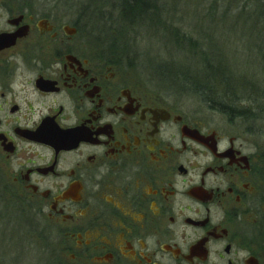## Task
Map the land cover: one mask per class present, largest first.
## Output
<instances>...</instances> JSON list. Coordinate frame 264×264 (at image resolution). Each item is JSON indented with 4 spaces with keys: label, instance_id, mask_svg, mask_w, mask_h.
I'll use <instances>...</instances> for the list:
<instances>
[{
    "label": "flooded vegetation",
    "instance_id": "1",
    "mask_svg": "<svg viewBox=\"0 0 264 264\" xmlns=\"http://www.w3.org/2000/svg\"><path fill=\"white\" fill-rule=\"evenodd\" d=\"M60 11L0 0V226L26 215L55 264H264L262 145L97 55Z\"/></svg>",
    "mask_w": 264,
    "mask_h": 264
},
{
    "label": "rangeland",
    "instance_id": "2",
    "mask_svg": "<svg viewBox=\"0 0 264 264\" xmlns=\"http://www.w3.org/2000/svg\"><path fill=\"white\" fill-rule=\"evenodd\" d=\"M149 1L151 3L156 1L158 5L161 4L162 11L169 15V18H179L178 21H172V18L170 20L174 26H178L183 35L185 33L197 42V49L192 48L189 43L181 44V39L178 40L176 37L174 39L169 34L168 27L163 31L158 26L154 28L143 24L145 37H137L143 44H141V49L146 46V50L150 53L154 51L162 58L147 55L144 63L149 68L144 71L145 75L141 77L151 80L153 83H151V89L160 94L170 95L172 100H176L179 95L188 92L186 99L181 101L184 108L200 112L204 118L225 121L224 119L227 117L223 113L211 110L204 101L196 96H190L193 94L190 92L193 89L174 92V89L171 88V83L174 81L180 84V72L186 70V65H196L201 72L203 71L202 56H208L206 52L209 51L210 54L212 48L214 53L215 50L217 54L220 51V55L215 57V63L223 62L227 66L226 73H235L241 76L240 79L234 80V87L243 83L245 86L251 84L262 88L263 93L256 98L242 85L238 87V90H241L237 93L238 97L235 99L234 96H231L233 97L231 100L236 105L234 115L239 114L241 116L239 122L243 124L242 128L249 136L255 151L257 152L262 145V154H264V55L262 54L264 46L262 12L264 5L262 6V0H215L217 1L216 10H214L215 7L211 9V3H214V0ZM33 5L34 8L59 9L65 17H69L73 13L74 21L77 19L80 25L99 31L100 33L96 34L100 36L104 34V29L102 24H97L95 21L103 23L107 16L97 17L96 14V17H87L86 15H89L88 10L91 13L97 12L98 9L111 10V4H106L103 0H33ZM204 9H208V11ZM129 35L134 39L133 34L130 33ZM175 40L181 48L176 47ZM172 63L175 64L172 65ZM136 64L138 68L139 64L143 65L141 59H137ZM139 73L143 74L142 72ZM161 73L165 74L166 77L160 81L156 76ZM212 79L214 80L213 86L218 92H223L224 89L220 87L218 78ZM182 87L184 85L180 86L184 90ZM216 106H218L217 103ZM246 109L251 110L248 118L241 115ZM237 129L239 130L240 127L238 126ZM10 213L8 219L3 221V225L0 226V264H55L51 252L47 250L53 241L34 240L27 233V225L24 221L27 216L13 210ZM64 259H67V255ZM67 263L71 264L68 261Z\"/></svg>",
    "mask_w": 264,
    "mask_h": 264
},
{
    "label": "bare ground",
    "instance_id": "3",
    "mask_svg": "<svg viewBox=\"0 0 264 264\" xmlns=\"http://www.w3.org/2000/svg\"><path fill=\"white\" fill-rule=\"evenodd\" d=\"M106 2V4H111V10L106 11V10H99L97 12L91 13L90 10H88L89 15L87 14V17H96L95 15L97 14V17H103L107 16V18L103 21V23H99L98 21L95 23L97 24H102V27L104 29V34L99 35L96 33H100L99 31H94L90 28H88L85 25H80L79 21L73 18H69V21L73 23L76 27L81 28V30H88L92 31L91 37L92 40L90 41L93 45V49L96 50L98 53L97 55L106 57L107 59L111 60L116 66H119L120 68L123 69L124 72H130L131 75L135 76L136 78H139L148 88L151 89V80H147L142 78L141 76L145 75L144 71L148 69V65L144 63L145 57H148L147 55H150L152 57L156 58H162L159 56V54H156L154 51L151 53L146 50V46L142 47L141 49V44L140 41L137 39V37H145V32L143 31V28L145 27L143 24H146L148 27H154L156 28L157 26L161 30H165L166 27L169 28V34L174 37V39L178 38L181 39L185 35L182 34L178 26H174V23L172 21H178L179 18H172V21L168 17L166 13L162 11V5H158L155 2L151 3L149 0H103ZM215 7L214 10L217 8V1L214 0V3H211V7ZM91 9V8H90ZM93 9V8H92ZM205 11H208V9H204ZM212 10V11H214ZM262 25L264 27V11L262 12ZM173 25V26H172ZM133 34L134 39L130 37L129 34ZM176 37V38H175ZM183 41L180 42L181 44H184L186 41V36L182 39ZM176 47L181 48L177 40H175ZM143 45V44H142ZM262 54L264 55V46L262 48ZM208 56L202 58L203 62V71H199L198 73L193 74V76H190L188 78H181L179 79L180 84H177L175 81L171 83V88L174 89V92H181V91H187L191 89H187L188 87L193 88L190 84L192 81L197 82L200 84V86L204 85V80L206 77V71L212 70V72L216 73V77L218 78L219 82L223 85V87L228 91L236 94V88L233 86L231 82V77L233 76L231 73H226L225 71V65L220 63V61L215 63V57L220 55V51L215 53L213 52V48L209 54V51L206 52ZM210 56V57H209ZM140 57V58H139ZM141 59L143 65L139 64V68L136 64V60ZM175 63H172L174 65ZM142 71H141V70ZM139 72H142L143 74H140ZM231 74V76H229ZM160 81L162 78H165V74H160L159 76H156ZM185 83V84H184ZM153 84V83H152ZM184 90L180 88V86ZM245 84L243 85V87ZM179 88V89H178ZM246 91H250L253 93L256 98L259 97L263 92L262 88H258L254 85H246L245 86ZM194 89V88H193ZM153 90V89H152ZM195 90V89H194ZM193 94H190V96H196L202 101L205 102V104L211 108V110H219L221 113L225 112L226 114H232L234 115L235 110H236V105L234 102L228 98L224 101V103L219 106L218 109L216 107V102L215 98L211 99L210 97H206L207 91H203L201 95H198L197 92L194 93V91H190ZM187 94H181L176 98L175 101L177 103L182 105L183 100L186 99ZM205 94V97L201 98ZM168 97H171L168 94H163ZM183 95V96H182ZM212 96V95H211ZM180 97V98H179ZM234 97H238V95H234ZM183 106V105H182ZM262 108V106H261ZM186 109V108H185ZM190 111L189 109H186ZM197 114L199 117L202 119H207L210 120V118H204V116L200 112H194ZM232 115H229L232 117ZM236 117L227 120L226 122L231 125V126H236L240 119L238 117L239 114L234 115ZM249 116H246L245 118H248ZM212 121L214 122H221V119H214L211 118ZM49 248L52 247V244H49Z\"/></svg>",
    "mask_w": 264,
    "mask_h": 264
},
{
    "label": "trees",
    "instance_id": "4",
    "mask_svg": "<svg viewBox=\"0 0 264 264\" xmlns=\"http://www.w3.org/2000/svg\"><path fill=\"white\" fill-rule=\"evenodd\" d=\"M263 5H264V0H262V6ZM263 11H264V9H263ZM185 36H186V40H184V41H186L185 43H189V45L192 48L194 47L195 49H197V42L195 40H193L190 36H187V35H185ZM183 38H184V36L181 37V40ZM202 58H203V56H202ZM220 63L224 64L223 62H220ZM185 67H186V70L180 72V74H181V77L180 78H188L190 76H193V74L199 72V69H197L198 66H196V65H186ZM226 68H227V66L225 65V71H226ZM232 75L233 76L230 78L232 84H233V82H234L235 79H240L241 78L240 75H237L235 73L232 74ZM229 76H231V74ZM215 77H216V73L215 72H212V70H208V71H206V77H205V80H204V85L203 86H200V84H198L197 82L192 81L190 85L195 90L193 88H191V87L189 89H193L194 93L197 92L198 95H201V93L203 91H207L208 92L207 94H211L212 96L211 95H207L206 97H210L211 99H214L215 98L216 99L215 102L217 103V105L221 106L226 99H228V98L232 99L233 97H231V96H234V95H236L238 93V91H241V90H238V87H241L243 85V83L240 84L239 86L235 87L236 88V92H235L236 94L230 95V94H233V93L232 92H228L223 87V85L219 82L220 83V87H222L224 89L223 92L219 93L218 90L216 89V87L213 86L214 80L212 78H215ZM203 97H205V94L201 98H203ZM234 98L236 99L237 97H234ZM216 107L218 109V106H216ZM250 112H251V110L246 109L241 115L244 116V117H246V116H249L250 115ZM229 115H232V114H229ZM232 116H234V115H232Z\"/></svg>",
    "mask_w": 264,
    "mask_h": 264
}]
</instances>
